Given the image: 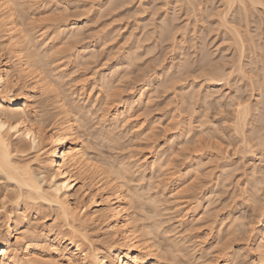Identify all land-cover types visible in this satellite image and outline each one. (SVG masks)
I'll list each match as a JSON object with an SVG mask.
<instances>
[{
	"label": "bare ground",
	"instance_id": "bare-ground-1",
	"mask_svg": "<svg viewBox=\"0 0 264 264\" xmlns=\"http://www.w3.org/2000/svg\"><path fill=\"white\" fill-rule=\"evenodd\" d=\"M39 1L42 3L41 6L43 4L45 6L47 2L49 3L51 1L52 2L54 1L53 3H55V1L56 2L61 1L62 3L70 0H39ZM36 2H34L33 0H0V33H1L0 47L1 50L6 49L10 53V54L8 53L9 56L10 55L13 56L14 59L13 63L8 62L9 58L11 59V56L8 59L6 58L0 59V178L6 180V183H4L3 185L5 191L0 190V212L1 210L4 211V212L2 211L4 214L0 213V215L1 214L2 216L4 215L3 218L0 220V264H161L162 262L160 263L158 261L160 260L159 259L160 257L157 254L158 250L156 248L157 246H155L156 244L154 243L155 242L154 237L156 238V234L158 233L159 226L161 227L162 224V223L160 224L159 222H161L162 220L157 219V220H152L149 223L145 222L144 220L145 218L143 215V204L145 203L144 202L145 199H143V197L146 192L145 190H147L146 188H148L151 191V188L153 186H154L152 188L153 190L155 189V187L159 186L158 183L160 181L158 183L156 182L158 185L157 184L156 186L152 185L153 181L155 184V180H153L154 178H152L153 176L159 175V172L162 176L164 174H165L164 176H167L172 169L171 166H175L174 165L175 160H173V158L171 157V153L173 152L172 149L174 148L172 149L169 148L170 149L169 151H167L168 149L167 148L166 151H164L163 148L162 149L160 148V144L165 139L160 138L162 139V141L158 139L165 133L167 134V131L170 130L169 128L172 129L174 127V126L171 127L170 126L171 123L168 122V120L171 121V118L174 117L173 116L174 114H172L173 117L170 116V118L167 119L166 122L167 124L163 126L160 131L156 130L155 128H158V126L156 127V122L157 120L159 122V119L162 117L161 115H158L156 113V112H160L158 110L159 109L158 107L160 106L159 102L161 101H159L158 103L156 102L157 104H153V102L155 101V99L157 100V96L160 98V95H158V93L162 94L163 92V94H165L164 91H168L167 90L168 87H173L177 85V87H175V89L178 91L177 98L179 97L181 99L180 101H185L184 106L187 105L185 108L188 107L189 110L188 109H184V110L190 111L188 113L190 114L192 110L194 111V107H196L194 106V103H196L195 102L196 99L197 100L204 99V103L206 101L208 102L209 100H205V99H209V98L211 99L214 95L215 96L218 95L217 93L220 90L222 91L221 88L224 87L228 90L223 95H221L220 99L223 96L225 100V102L222 101L223 105H227L228 107L231 108L232 116L230 119H228L227 117L226 119L221 118V120H223L224 122L232 121L231 125L230 123H228L231 126V129L229 125L227 126H229L228 128L230 131L232 130L234 132L233 133L231 131V133L235 135L236 134L239 135L238 138L237 135L236 136L233 135L234 137L228 136L230 141L231 140L237 141L238 145L241 142L242 145L241 144L240 145L243 147V149H247L245 150L246 153L247 151H251L249 150V148L252 146L249 145H250V140H252V138H257L258 144L263 145L264 144V130H263L264 103H262L263 101L259 102L258 100H261V98L259 99L258 97L257 99L255 94L252 95V92L255 90L256 86H254L255 88L253 87V90L251 89L253 86L252 85L253 81L256 82L255 80L257 79L255 80L248 79V81L250 80L249 82L252 83V84L247 83V86L251 87L249 90L251 91L250 95L253 96L250 97L251 100H249L248 97H247L248 99L245 97L241 98L240 96L241 88L239 89L240 86L239 87L236 86L235 90H232L234 88L231 87V81L234 79L233 77L234 74L235 75L239 74L240 76L245 77L246 73L248 72V71L245 72V68H244L245 65L243 63V61H245L244 59L245 53L249 52V50L246 49V46L249 44L246 43L247 45H245V42L250 39L252 40V38L249 37L246 38L243 36L241 22L244 21L245 23H247L246 18H247L249 5L254 6L255 4L257 5L260 4L264 7V2L262 0H224L223 2L224 7L222 8V10H220V12L218 11L217 14L214 15L216 16L214 22H217L219 26L216 27L217 32H221L220 34L222 35L220 36L226 34L225 39L227 38L231 40V46L229 47L227 46V48L230 47L232 48L233 52H231V54L232 53L237 54V55L235 54L237 57L234 59L235 62L232 59H231L232 61L229 60L232 64L228 63L230 64L227 65L228 67H226L228 69L223 67V65L226 64L225 62L224 64L221 63V65L223 64L222 67L216 65L218 67L215 66L213 68V65L210 66V64L213 63H210L209 58H207L208 56L207 55L206 57L204 56L205 55L203 53L204 42H202V38L204 36L203 35H202L203 37L201 35H200L201 37L198 36L200 39L197 37V35H199L198 33H201L202 31L197 33L196 30L197 25H195L199 23L198 15L201 13L197 14L198 13L197 11L200 10L199 8L197 9V11L196 8H193L197 12L194 14L195 24H192V26L191 24H184V23L183 24L186 26L189 25L191 26L190 28L193 33L192 36L193 44L190 43L191 45L189 44L190 46L188 45L187 46L189 47V49L192 48L191 50L193 54L192 55L190 54L189 56L190 57L195 56V59L198 61L196 65L195 62L197 61H194V59H190V57L188 58L189 51L187 50L189 49L187 46H186L187 50L185 49L186 51H184L185 53L182 52V49L180 50L177 49V48H181V45L185 48L184 43L187 39L185 38L186 33L184 34V31L186 30L187 32V27L184 26V28H186L184 29L182 27L183 25L181 24L182 26L178 25L180 27L179 29L177 24L174 23L176 22V20H171L172 23L167 21L169 24L171 23L170 24L171 26L163 25L162 28L165 30L167 29L166 31L168 33L163 29L162 31H164L170 37L171 51L173 52L175 49H176L175 51L177 50L181 51V52L177 51L178 53L174 51L175 56L180 58L174 59L172 57L170 58V61L164 64L163 61L165 60L163 59L165 58L163 56L159 58L158 57L159 54L156 55L154 54L152 56V60L153 58L155 59V61L153 60L154 63L152 60H151L152 63L151 62L149 64L148 62L146 63L147 61V60L145 61L146 58L144 59L145 62L141 61L143 56L146 55V53L150 54L153 51L155 45L152 44L153 45L152 46L147 44L148 46H145L146 42L145 43L143 42L146 41L145 38L146 37L148 38V35L149 36L152 35L153 37V35L157 34L155 36L156 37L158 36V32L157 33L153 32L155 34L152 33V30L154 29L153 31H155V28L153 29L150 28V30L152 29L150 32L149 31L146 32L145 30L146 28H144L145 30L144 34L146 33L144 36L145 38L142 37L143 35L141 36L142 33L140 32H139L140 33L139 36L137 34L134 35L135 38L131 37L133 36L132 35L133 33L130 36L132 39H134V44H136L137 47H140V49L139 48L137 49V47L132 42V44L135 46L134 47L135 49L133 50L136 53L134 51H132L133 53L128 52V54L129 53L130 54L126 55L123 58L121 57L115 58L114 56L113 57L115 59L114 63H111L110 62L111 60L108 57V59L110 60L109 61L110 64L108 61H107L108 64H105L106 58L104 57L105 61H102L103 63H100L101 59L100 60L98 59L99 61L98 63L96 62L97 63L96 65L94 63V59L96 61L97 58L93 57L94 54H92L93 56L91 55L92 58L90 57V59L93 60L92 63L90 62L91 60L89 58L87 59L88 61L90 60L89 64H94L97 66V68L100 65V68H98L99 70L96 72L97 77L92 78L93 86L97 87L95 92L96 93L95 97L97 99L95 97L94 99L98 100L99 103L94 100V102L90 103V105L88 106L85 105L83 106L80 105L79 103L77 104L76 102L73 101L74 96L72 97L73 99H71L70 97L71 99L70 100L68 97L67 100L66 99L67 96L65 95H68V93H66L65 90H63L65 92V94H63L64 96L58 97V95L57 96L52 95L53 97H56L55 98L56 100L55 102H53L54 106L52 105L54 108L50 106L51 109L52 110L55 109V111L50 110L51 112L48 111V109L50 108L48 106H47L48 109H42L41 106L40 108L38 105L39 102L37 103L38 99L36 100V98L37 96H44L49 94V91L53 92L54 86H52L53 87L52 88L51 84L52 83L55 84V82L57 83V81L59 82V80H62L64 76L68 75V72L64 71L65 65L67 63L65 61L66 60L65 58L66 57L68 58V56L72 55L70 53L72 49L74 48L77 49L78 46L83 47V45H80L79 39L81 37L82 38L85 37L84 39H86V36L84 35L86 34L87 31H85L86 29L85 30L82 29L85 21L82 24L83 22L82 19L80 20L79 18H77V16L72 17V14L67 13L66 12L67 10L65 9H68L67 8L68 6L66 5V3H63L64 5L61 7L62 11L64 10L61 16L62 20H60L59 26L56 25L58 26V30L56 31L57 34H55L58 40H56L55 35L54 38L51 35L50 36L48 35V31L50 30L48 27H51L49 25L51 22H53L54 17L48 18V16L45 15L44 18L43 17L44 15L41 17L39 13L38 16L39 15L40 16L37 17V19L34 18L35 21L33 20V16H31V13L29 11H31L30 9L33 5L37 4ZM39 8L40 7H38L37 9ZM61 8H59L58 11L59 10L61 11ZM41 9L39 10L41 11ZM233 10L235 11L233 12ZM42 12L43 10L41 11V14ZM202 12L204 13V11ZM58 17L59 14L56 18ZM211 17L212 16H210L209 18L210 20ZM50 18L53 19L51 22H49L51 20ZM70 18H73L72 21L70 20ZM31 19L34 21V23L33 21H31ZM40 19L41 21L42 20L45 21L47 19V21L45 22L47 23L49 22V24L47 23L45 24L44 22L43 25L42 24L39 25L41 23ZM165 19L167 18L165 17ZM189 21H191L190 18ZM36 22H38L39 24H36ZM55 22H53L54 23L53 25L51 23V25L53 26V30L56 24ZM167 22L165 24H168ZM28 25H34V27L39 25L40 27L41 26L43 27H41V29L38 27L39 31L38 30L37 31L39 33H37L36 29L33 30L37 33L36 35L32 31L33 29L32 26L28 27ZM139 25L140 24H138V26L135 27L140 28ZM25 26L27 27L25 28ZM144 26L145 25L141 27ZM149 26L151 25L148 24V27ZM148 27L147 29L149 30ZM46 28L49 30L47 31ZM157 28H160V26ZM182 28L184 31H182ZM220 28H222L221 31H219ZM135 29L133 32L136 31ZM142 30L143 29H141V31ZM180 30L182 32H180ZM177 32L181 33V34L179 33L181 37L178 38L177 37L178 35L176 36ZM104 35H106V33ZM136 35L138 36L137 38ZM163 35L164 34H162V36ZM139 37H142V42H143L142 46H145L143 47L144 50L143 48H141L142 47L141 44H139L141 41ZM161 37H159V39ZM84 39H82L83 42ZM153 39L154 37L152 38V40ZM103 42L105 41L103 40ZM147 43H149V41H147ZM228 43L230 42L227 41L226 45ZM86 44H88V42ZM86 44L84 42L85 46ZM173 45L175 48H172ZM90 49L92 48H89L88 51ZM136 50H139L140 52H137ZM201 51L203 53L202 55L199 53ZM84 52L88 53L86 52V50L83 52L81 50L80 51L77 50L76 55H80L82 57ZM181 54H183L184 56L183 55L181 56ZM196 54H200V56H204L205 58L204 57L200 58V56L198 55L199 59H197ZM76 55L74 54L72 56H76ZM137 58L141 60L139 61ZM149 59H151V56L149 57ZM204 59L206 60V62L207 61L208 62L206 63ZM137 60L139 61V63L137 62ZM159 60L164 65L161 64ZM248 60L250 63V59ZM192 61H194V63ZM52 64H55L56 67H52ZM246 64H248V62ZM177 65L178 67H176ZM208 66L210 67L208 68ZM172 68L173 70H171ZM205 68L209 69L208 72L205 71ZM93 70H97V69L95 68ZM169 70H171L170 73ZM197 70H199L200 72L199 77L198 75L194 76L196 75L194 73L195 71L197 73ZM56 71L57 73H55ZM167 72L169 74H167ZM257 74L260 73L257 72ZM201 75H204L205 79L202 78L204 81L198 84V86L196 87L193 80L196 77L201 78ZM83 76H85V74ZM154 79L156 80L155 84L153 83ZM259 80L257 82L258 85H259ZM257 83L254 84L257 85ZM58 84L59 83L55 85ZM261 84L263 83H260V86ZM162 85L166 87V90L163 91L161 90L162 92H160L159 89L160 86ZM202 86L204 89L203 91L201 90ZM81 89L82 88L80 87L79 89L80 92ZM91 91H92V87H91ZM262 93H260L261 96L263 95ZM88 95L90 96V94ZM40 99L39 101H41ZM220 99L217 100L221 101L222 99L221 100ZM148 102H152L150 103L152 106H149ZM261 103L263 104V106ZM43 105H45V103ZM91 105H94V107ZM190 107H193V109L190 110ZM160 110L162 111V108H160ZM193 111L191 116L194 115L195 113V111L194 113ZM96 112H99V115H97L98 113ZM94 113H96L98 117ZM89 114L91 115L93 114L92 119L93 116H96L97 117L96 119L98 121L97 123L101 124V125L99 124L100 125L98 126L99 129H96L97 130L96 132L99 135H101L103 139H106L108 141L106 142L109 143L110 145L116 146L121 150L124 149L125 155L120 152L119 155L121 158H127V161L125 160L124 162L118 163L117 162L118 157H116L117 163L114 162L115 163L114 164L113 162L105 161V163L102 165L101 160L97 158V155H95L92 151H90L91 150L90 148H92V146L90 147L89 145L88 147L84 144V141L79 136L78 130L84 125H89L87 124L88 122L86 123V120L87 119L89 120V116H91ZM147 115L153 116L152 118L148 116L147 118L148 123L145 121V117ZM134 116H137L136 118H138L136 121L135 120L133 121L135 124L132 123L131 121L132 120L131 117L135 119ZM255 118L257 119V122ZM130 122L132 123V125L129 124ZM203 122L201 121L199 128L203 126ZM224 122L222 124H224ZM206 124H207V118H206ZM172 125L174 124L172 123ZM90 126L89 128H87L88 132ZM210 126L211 124L205 126L204 128L202 127L203 129L201 130H204L205 132L208 131V133L211 132L213 135L212 137H214L212 138L214 139V143L215 142L218 143L220 141V138L227 136L223 134L224 136L221 135L220 137L218 134L219 133L218 130H216L217 128L212 129L213 127L210 128ZM94 128L91 129L94 130ZM120 128H122L123 130L127 129V131L126 130L123 131ZM187 128H185V126L176 125V127H174L173 129V132L170 134V137L175 140L179 139L178 143L181 149L180 150L181 155L184 158L182 163H186L185 165H187V169H189L192 172L194 170L195 172V169L198 168L201 169L200 170L201 172L203 169L202 166L205 164L204 159H202L203 157L201 158V154L204 153L203 151L204 147L207 146L208 143L205 146L202 145L203 147L202 149L201 147L202 143L200 140L201 139L204 140L206 138L205 135L208 133H205L204 135L205 138L204 137L201 138L200 137L201 135H199L197 131L193 133L191 137H188L187 134H189L192 131V129L189 128L190 129L189 131ZM226 128L227 127H225V129ZM228 128L226 130H228ZM223 129L224 128H222V130ZM225 129L223 131H225ZM114 130L116 131L118 130V131L114 132ZM215 130L218 133L215 132ZM250 135L252 137L251 139L249 138ZM207 137L210 138L211 135ZM206 139H207L206 142H209L208 138ZM203 140L202 142H204L205 144L206 142L205 140L204 141ZM154 145L155 147L154 149H152ZM210 146H212L211 143ZM213 146L211 148H213ZM241 146L239 149L237 148L238 151L235 150V152L237 151L244 153V150H242ZM144 147L149 149L147 151H144L142 149ZM207 147L209 149V146ZM200 148L202 149V151ZM27 151H33L34 156L32 159H34V164L30 163V159L28 160L27 157H24V154H26ZM263 152L264 151L262 150L260 151V153ZM221 153L223 155V152ZM214 156H209L208 158L210 161H212L211 165L217 167L218 165L216 164L218 163L219 157H214ZM25 158H27V160ZM187 158L189 159V161ZM221 163L220 166H222L226 171L224 172L220 170L221 171L220 177H222V179L219 181L226 184L227 177L229 178V174L230 175L233 174V172L232 174L230 173V171H232L231 170L232 164L228 160L227 162H223L222 164ZM255 165L256 163H254V166L251 168L252 169L251 172H249L252 176L251 179L252 183L247 184V187L245 189V195L242 197V205L244 203L248 204L251 202L252 211H254L253 216L256 217L257 220H250L245 224L241 220H239L240 218H238L237 215H235L234 217L231 216L232 219L228 221L230 223L227 222L228 225L226 226V228H224L225 232L223 231L224 229L222 230V232H224V235L220 234L218 238L216 236L217 241L216 238H213L212 242L209 243L210 246L208 245L207 247V249L210 247L215 248L214 257L211 259L213 264H237L235 262L237 256L234 255L237 253L243 255L241 252L242 248L240 246H237V248L234 247V242L239 237V235L242 236L243 240L244 238L245 240H249L250 239L249 235H251V239L254 242L252 243L255 244L253 246V249L252 247H250L252 249L251 251L254 254H252L251 260L248 262V264H264V191L261 190V187L257 186L258 191L256 192H258V194H255L254 191H253L254 193H252V191L250 192V187L252 186L256 187L258 183L264 182L261 180L264 179L263 178L264 174L260 175V171L262 170L259 167L256 168ZM214 166L213 169H215ZM203 167H205V165ZM178 172L180 173V171ZM262 173L264 172L262 171ZM207 174L208 172L204 175ZM200 175L198 176L199 179L202 177V175L201 176ZM209 175L211 176V174ZM159 176L157 178L160 179ZM205 177H202V179ZM166 178L164 177V179ZM148 179L150 181L153 180L152 183ZM164 179L162 182H165ZM168 179H166V182ZM197 180L198 179H196V181L195 179L192 180L191 185L194 184L193 181L196 182L194 185L185 186V188L187 187L188 188L186 190V195H184V197L181 196L179 197L180 199L179 198L177 199L175 197V199L178 201L172 199L173 201H175L173 202V207L175 204V207H177L176 210L178 211L179 214H181V217H178L179 220H181L180 222H182V220L183 222H185L184 219L186 217L185 218L182 217L189 213V212L187 213V211L189 210L186 207V205H188V201L191 200L194 202V200H197V199H193L194 196L201 197L200 195H198L197 192L199 191L201 192L199 188L201 189V187H203V185L201 186L203 182L202 180L201 181L200 180L197 181ZM197 182L199 184H197ZM210 182H212V178L210 179ZM196 184L200 185L201 187L196 189L195 187H198ZM8 188L10 190L12 188V191L8 192L9 190ZM175 189H177L176 186ZM156 190H158V187ZM173 190L174 187L171 188V192ZM181 190H183V192L185 191V189L182 188ZM195 190L198 191L195 192ZM183 192L182 191L180 192L181 195ZM196 193L197 195H195ZM171 194L170 195L173 198H174V194L176 196L178 194L179 196V192L177 193V191L176 193L173 192ZM192 195L194 196L192 197ZM157 196L158 195H156V197ZM188 196L189 197L191 196L192 198L187 201V199H189ZM207 196H209V194ZM156 197L153 198L155 199ZM153 198H151L152 199L151 201H148L150 203L148 202L147 203L152 206L151 208H153L154 213L159 214V212L161 211L160 209L161 203L159 201H155L158 197L155 200H153ZM158 200L161 199L158 198ZM10 202L12 205H8V203L10 204ZM196 203H201V200L198 199V202L196 201ZM210 204L211 203H209V206ZM208 207L207 209L206 208L205 209L209 210ZM192 209L194 214L192 213L191 217L196 220L195 218L196 212L194 211V208ZM219 212L218 211H216L215 213L212 212L213 215L211 213L209 214V216L210 215L214 216L215 214L217 215L216 216L217 218L219 216ZM191 217H189L190 222L191 220H193ZM223 218L224 217L221 218V221L223 220ZM213 221L214 220H212V222ZM215 221L218 222L217 219H215ZM220 222L218 223L220 224ZM214 223L215 222H213L212 225H214ZM253 224L255 225L253 226ZM40 226L41 227L43 226L44 228H41ZM220 229L218 230L220 231ZM219 231L218 234L220 233ZM208 233L205 232L204 234L206 235ZM246 233H250V234L247 235ZM243 236L245 237L243 238ZM172 238L170 239L167 238L169 241L170 240L172 241L170 242L171 245L169 244L171 246L170 248H172L173 245L175 246V248L172 249L176 250L175 252H177L178 250L182 251L184 245L178 242L176 240L177 238L174 239L175 241L172 240ZM213 243L215 244L212 245ZM169 245L167 244L166 246ZM233 247L235 248V250L231 251ZM246 250L244 251L246 252ZM251 251L249 249V252ZM202 253L203 252H201L200 255H202ZM230 253H231V257H230ZM232 253L235 254L232 255ZM238 257L240 256L238 255ZM165 263L167 264V262Z\"/></svg>",
	"mask_w": 264,
	"mask_h": 264
},
{
	"label": "rangeland",
	"instance_id": "rangeland-1",
	"mask_svg": "<svg viewBox=\"0 0 264 264\" xmlns=\"http://www.w3.org/2000/svg\"><path fill=\"white\" fill-rule=\"evenodd\" d=\"M33 1L36 2L37 0H33ZM262 1L264 2V0H262ZM53 2L52 1L49 2V3L47 2L45 4V6H44V4L41 6L42 3L38 0L36 2L37 4L36 5H33L34 7L32 6L31 9H30L31 11H29L31 13V16H33V20H34V18L37 19V17H39L40 15H41V17L44 15L43 16L44 18H45V15H47L48 18L49 17H51V18L54 17L53 18L54 20L55 19L56 20L58 19L57 21L55 20L56 21L55 22L53 19L50 18L51 20L49 22H51L53 20V22L56 23L55 26L56 25L59 26V22H60V20H62L61 16H62V14L64 12V10L62 11V8L61 7L64 5L63 3H66V5L68 6L67 7L68 9H65V10H67L66 12L72 14V17H76L77 16V18H79L80 20L82 19V21H83L82 24L85 21V23H84L85 25L83 24V27L84 28L82 26L81 27H82L83 30L86 29L85 31H87L86 32L87 35L86 34L84 35V36H86V39H84L85 37L84 38L81 37L79 39L80 45H83L84 48L82 46H78V48H80V49H78V48L75 49L74 48V49H72V51L70 49V51H71L70 53L72 55H74V54L76 55V51L77 50L78 51L81 50L82 52L86 50V52H88V53H85L84 52L82 57L80 55H76V56L70 55V56H68V58L67 57L65 58L66 60L64 59L67 62L66 65H65L64 71H67L68 72V75L64 76V78H62V80H59V82L57 81V83H59L58 85H55V84H57L56 82H55V84L54 83L51 84V87L54 86V88L52 87L53 90H54V91L52 90L53 92L49 91V94H47V95L37 96V98H36V100L38 99L37 103L39 102L38 105H39V107L41 106L42 109H48V107H50V106L52 108H54L53 107L54 106L53 102H55V100H56L55 98L56 97H53V96H57L58 95V97L59 96L61 97V96H64L63 94H65V92L68 93V95H65V96H67L66 99L68 100V97H69V99H70V97H71V99L74 98L73 101L76 102L77 104L79 103L80 105L88 106V105H90V103L94 102V100H95L94 97L96 96V93L95 92H96V88L97 87L96 86H93V83H92L93 82V79L92 78L93 77H97V73L96 72L99 70L98 68H100V65H99L98 68L96 66L97 63H98V61L101 59L100 60V63H103L102 61H105V58H106V62L107 61L109 62L111 60L110 62L111 63H114L115 62V59L113 58L114 56H115V58L116 57L117 58L118 57L123 58L126 55H129L130 54V53L128 54V52L133 53L132 51H134L133 49H135L134 47L136 46V44H134V39H132L131 37L135 38L134 35L137 34L139 36L140 33H142L141 36L143 35L142 37H144L145 34H146V33L144 34L145 30H146V32L147 31L150 32L153 28H155V31H153L154 30L153 29L152 30V33L153 32H156V33L158 32V36L159 37H161L162 34H164V35L161 37L162 39L161 38L159 39L158 36L157 37L155 36L157 34L153 33V34H155V35H153V37H154V39H155L156 42L154 41V39L152 40V38H153L152 35H150L151 38H150L149 35H148V38L147 37L146 38L144 37L145 40H146V41H143L144 43L146 42L145 43V46H148L147 44H149V45L155 44L154 45L155 50L153 48V51L151 52L153 54L146 53V55L144 54L145 56H143V58L141 56L142 60L137 58L139 61L140 60L141 61H144V59L146 58L145 59V61L147 60L146 63L147 62H148V64L150 62L152 63L153 60L155 61L154 58L152 60V56L154 54L155 55L156 54H159V56H158L159 58L161 56H163L165 59H163V57H162V59L165 60V61H163V60H161V61H163L164 64L166 62L170 61V58H172V57L174 59H177L178 57H176L175 56V53H174V51L176 49L173 52L171 51V46H170L171 45V41H170V37L164 31H162V29H163L162 27H163V25H165V26L168 25L169 26L172 23L171 20H176V22H174V23H176L177 26L178 25L179 26H182L183 25L182 26L183 28H184V26L187 27V32H186V30L184 31L183 28H182V31H184V34L186 33L185 34L186 35L185 38L188 40V42L186 40L185 43H184L185 48L182 45H181V48H177L176 47L179 50L182 49V52H184V51L187 50V47L188 46H190L191 44H193L192 43L193 33H192V30H191L190 27L192 26V24H195L194 23V14L197 13V12H198L197 14L201 13L199 15L202 17V19H201V17L198 15L199 23L198 24H195V25H197L196 26L197 33L202 31L201 33H198L199 35H197V37L198 36L201 37L202 35L204 36V37L202 36L203 37L202 38V42H204V45H203L204 46L203 47V53L205 54L204 55L205 57H206V55L208 56L207 58H209L210 63H213V64H210V66L213 65V68L216 65L222 67V65L225 62L226 64H224V65H226V66L223 65V67L226 68V67H228L227 65L232 64L230 61L233 60L235 62L234 59L237 58L236 57V55H237L236 53H235L236 55L234 53L231 54V52H233L232 51V48L231 47L230 48H227V46L228 47L231 46V40H229L227 38L225 39L226 34H224V33H223L224 34L223 36H220V35H222V34H220L221 32H217V30H216L217 29L216 27H219V26H218L217 22H214V20L216 18V16H214V15H216L218 11L220 12V10H222V8L224 7V4H223L224 0H188V1L187 0H70V1H65V2H62V3H61V1L60 2H56L55 1L56 4L53 3ZM37 6L40 7L39 9L42 8L41 11L43 10V12H45L47 10L48 12L46 11L45 12L46 14L42 12V14H41V11L39 9H37L38 8ZM58 6H59V8H61V11L60 10L58 11V9H59ZM193 8H196V11H197L198 8L200 10H198L196 12ZM192 9H193V11H192ZM32 11H33V13L35 11L36 12L33 14ZM202 11H204V13ZM234 11L235 10H233V12ZM39 13H40V15L38 16ZM58 14H59V17L56 18L58 16ZM210 16H212L214 18L211 17V20H210L209 19ZM165 17L167 19H169V20L165 19ZM189 18H190L191 21H189ZM204 18L206 19V22H205V19ZM72 19L73 18H70L71 21H72ZM246 19H247V23H245L244 21L241 22L242 23V27H241L242 28V33H243V36L244 37H246V38L247 37L252 38V40L250 39V40H248V41L245 42V45H247L246 43H248L250 45V46L249 45L246 46V49H248L249 52H247V50H246L247 53H245V55H244L245 61H243L244 65H245V67H244L245 68V72L248 71L246 73V76H247V74H248V76L247 77L246 76L244 77V76H240L237 73H236L237 75L234 74L235 75V76L233 75L234 79L231 81V87L234 88V89H232V88L231 89L232 90H235V87L236 86L237 87L240 86L239 89L241 88V92H240L241 93V95H240L241 98H244V97L247 98L248 97L249 100H251L250 97H253V96L250 95L251 91H249L251 87L250 86H247V83L249 84L250 83L249 82L250 80L257 79V80H255L256 82L253 81V84L250 83V84L253 85L252 88H251L252 90H253V87L256 86V88L254 87L255 90L252 92V95L255 94V96L257 97V99H258V97H259V99L261 98V100H258V101L259 102H262L263 101L262 103H264V69H262V68H264V66H263V64H264V7L262 5H260V4H258V5L255 4L254 6H250L249 5L248 6V13H247V18ZM33 20L31 19V21H33ZM34 21H33V23H34ZM36 21H39V20H36ZM40 21H41V19H40ZM42 21H41L40 24L38 22H36V24H39V25L42 24L43 25V23L45 21H47V19L45 21H43V22ZM137 21H138V23H137ZM164 21H166V22L168 21V22H171V23L169 24L167 22L168 24H165L166 22H164ZM49 22L48 23L45 22V24L46 23L49 24ZM53 22H51L52 25L54 24ZM188 22H190V23H188ZM51 23L49 25L51 27H48L50 30L47 29V28H46V30L47 31L49 30L48 31V35L49 36L51 35L54 38V35L57 34L56 31L58 30V26H56V29H55V26H54V30H53V26L51 25ZM183 23L184 24H191V26L190 25L189 26H186ZM138 24H140L139 25L140 28H136L138 26ZM148 24H150L152 27L151 26L148 27ZM215 24H217V25H215ZM39 25H37L36 27H34V25H28V27L29 26L30 27L32 26V28H33L32 31L35 30V29H36V31L37 30L39 31V28L41 29V27H43V26L40 27ZM143 25H145V26L144 27H141ZM173 25H172V27H173ZM159 26H160V28H157ZM26 27L27 26H25V28ZM147 27L149 28V30L147 29ZM144 28H146V29L144 30ZM150 28H152V29L150 30ZM111 29H112V31H111ZM134 29L136 30L135 32H133ZM141 29H143V30L141 31ZM158 29H160L161 31L158 30ZM179 29H180V27H179ZM184 29H186V28H184ZM163 30H165V29H163ZM221 30H222V28H220L219 31H221ZM38 31H37V33H39ZM182 31L180 30V32H182ZM33 32L37 35V33L35 31H33ZM162 32H164V33H162ZM169 32H171V31H169ZM105 33H106V35H104ZM179 33L178 32L176 33V36L178 35L177 36L178 38L181 37V35H180L181 33L180 34ZM131 34L133 36H131ZM159 34H161V35H159ZM137 35H136V38L138 37ZM102 36H104V37H102ZM142 37H139L141 39V41H140V43L138 42L139 44H141V46H142V43H143L142 42ZM222 37H223V39H222ZM55 38H56V35H55ZM156 38H158V39H156ZM82 39H84L85 44L88 42V44H86V46L84 45V42H83ZM88 39H89V41H88ZM147 39H149V40H147ZM56 40H58V38H56ZM103 40L105 42H103ZM147 41H149V43H147ZM227 41L230 42V43H228L229 45L228 44L226 45ZM132 42H133V44L135 46L132 44ZM225 45H226V47H225ZM145 46H142L141 48H143ZM89 48H92L90 50L93 51V52H91L90 50L88 51ZM128 48H129L130 51L128 50ZM138 48L140 49V47H137V49ZM172 48H175L174 45H173ZM249 48H251V49H249ZM188 49H189V47H188ZM191 49H189L187 51L190 52ZM143 50H144V48H143ZM136 51L137 52H140L139 50H136ZM177 51H175V52H177ZM204 51H206V52H204ZM178 52H181V51H178ZM189 52H188V58L190 57L189 56L190 54L191 55L193 54L192 53V50H191L190 53ZM8 53L9 52L6 49H2L1 50V47H0V59H2V58L3 59L4 58L8 59L11 56V55L9 56L10 53L9 54ZM89 53H91V54H89ZM199 53L201 55L203 54L202 51L199 52ZM92 54H94V56ZM95 54H97V55H95ZM123 54H124V56H123ZM200 54H196V56H197L196 58L197 59H199L198 55L200 56ZM91 55L93 57H96L97 58L96 61L94 59V63L96 65L89 64V61L91 60L90 57L92 58ZM182 55L183 54H181V56ZM150 56H151V59H149ZM204 56H200V58L201 57H204ZM233 56H234V58H233ZM108 57L110 58V60L108 59ZM88 58L90 59L89 61L87 60ZM103 58H104V60H103ZM207 58H206V60H207ZM190 59H194V61H197L195 59V56L194 57L193 56L190 57ZM248 59H250V63H249V60ZM138 60H137V62L139 63ZM206 60H205V62H206ZM13 61H14L13 56H11V59L9 58L8 62L13 63ZM92 61L93 60H91L90 62L92 63ZM154 61H153V63H154ZM194 61H192V62L194 63ZM226 61H228V62H226ZM106 62H105V64H108V62L107 63ZM110 62H109V64H110ZM159 62H160V60H159ZM247 62H248V64H246ZM84 63H87V64H84ZM196 63H198V61L195 62V65H196ZM215 63H218V64H215ZM221 63H223V64L221 65ZM228 63H230V64H228ZM161 64H163V63H161ZM210 66H208V68ZM218 66H216V67H218ZM52 67H56L55 64H52ZM134 67H135V65H134ZM176 67H178V65ZM95 68L97 70H93ZM208 68H205V71L206 72H208V70H209ZM226 69H228V68H226ZM258 69H259V71H258ZM55 70H56V68H55ZM171 70H173V68ZM171 70H169V73L171 72ZM57 71L55 73H57ZM198 72H199V70H197V73L195 71L194 74H196V75H194V74L193 75L194 76H197L198 75V77H199L200 72H199V74H198ZM257 72H259L260 74H257ZM169 73L167 72V74H169ZM82 74L83 75L85 74V76H83ZM237 76H238V78H237ZM198 77L194 78V80H193L196 87L198 86V84H200L201 82L204 81L203 79H205L204 78V75H201V78H198ZM248 79H250V80L248 81ZM258 80H259V85L257 83ZM260 81H263V82H260ZM119 82H121V81H119ZM155 82H156V80L154 79L153 80V83L155 84ZM254 83H257V85L254 84ZM260 83H263V84H261V86H260ZM162 86H160V89H159L160 92H162L163 90H166V87L165 86L162 87ZM80 87L82 88L81 89V92L79 90ZM91 87H92V91H91ZM175 87H177V85L176 86H173V87H168L169 88V89L167 88L168 91H164L165 94H163V92H162L163 95L160 94V93H158V95H160V98L157 96V100L155 99V101L153 102V104H157L159 101H161V102H159V104H160L161 107L158 105L159 106L158 107L159 108L158 110L160 112H156V113L158 115H161L163 117V118L161 117L162 119L161 118L160 119L157 118V119H159V122L157 120L156 127L158 126V128H155L156 130H159L160 131L161 128L167 124L166 123L167 122V119H169L170 116H172V114H174L173 115L174 117L172 116L173 118H171V121L168 120V122L171 123L170 126L171 127H173V126L176 127V125H178V126H185V128L188 127L187 129L189 131H190V129H192V131H191L192 133L190 132L191 134L188 131V133H189V134H187L188 137H191L193 135V133H195L197 131L199 133V135H201L200 137L203 138L204 135H205V133H208V131L205 132L204 130H201V129H203L205 126H208L210 124H211L210 128H212V127H213L212 129L217 128L216 130H218L219 133L216 130H215V132H217L220 137H221V135L222 136L227 135V136H224V137L220 138V141H222V142L219 141L218 143L217 142L214 143V139H212L214 137H212L213 136L212 133L209 132L206 135L207 136H210L211 135L210 138L205 135V137L208 138L209 142H206L207 139L205 137H204L205 138L204 140L206 142L205 144H204V142H202L203 139L200 140L201 143H202L201 144V147H202V145L205 146L207 143H208L207 146H209V149H208L207 146H205L206 148L204 147V150H203L204 153L201 154V158L203 157L202 159H204V162H205V164H204L205 167H203L204 165L202 166V168L203 169L205 168V169L204 170L202 169L201 172H200L201 169H198V168L195 169L196 167L194 168L195 169V172H194L193 169H192L193 170V172H192L189 169H187V165H185L186 163H182V161L184 160V158L181 155V151H180L181 149H180L179 143H178V140L179 139L175 140V139H172L170 137V134L173 132L174 127L172 129L169 128L170 130L167 131V134L165 133L164 135H162L161 137L158 138V139H160V138L165 139L164 141H162V139H160V141H162V143L160 144V148L161 149L163 148L164 151H166L167 148H168L167 151H169L170 149L174 148V149H172L173 152L171 153V157L173 158V160H175V163H174L175 166H171L172 169L168 173L169 176L167 174H166L167 176H164L165 174L162 176L160 174V172H159V175L160 176L159 175L153 176L152 178H154L153 180H155V184H154V181L153 180L150 181L149 180L150 178L148 179L151 183L153 181V184L152 185H155V186H156V184L159 181L160 182L158 183L159 186H157L158 187V190H156L157 187H155V189H154L155 191H154L152 189L154 186L151 188V191L148 188H146L147 190H145L146 192H145L144 197H143V199L146 200V201L144 200V202L146 204L145 203L143 204V215H144V218H145L144 220H145L146 223H149L150 221L157 220V219L158 220H160V219L162 220L161 222H159L160 224L161 223L162 224H161V227L159 226V230H158V233L156 234V238L154 237V241H155L154 243L156 244L155 246H157L156 248L158 250L157 254L160 257V258L158 257L160 259L158 261L160 263L162 262L161 264H166L165 262H167V264H213V262H212L211 259L214 257L215 248L214 247H210V248L207 249V247H208L209 243L212 242L213 238H216V236L218 238V236H220V234L221 235H224V232H225V229L224 228H226V226L228 225L227 222L229 220H231L232 217H234L235 215H237L238 218H240L239 220H241L245 224L248 221H250V220H257V218L253 216L254 211H252V206H251L252 204H251V202L248 201L250 203H248V204L244 203L242 205V197L245 195V189L247 187V184L248 183H252V181H251L252 176H251V174L249 172H251V170H252L251 168L254 166V163H256V165H255L256 168L259 167L264 172V170H263L264 169V152L263 153H260L261 150L264 151V144L263 145L258 144L257 138H252L251 135H250L249 138L250 139L252 138V140H250V145L249 146H252V147H250L249 150H251V151H247V153H246L245 150H247V149H243V147L241 146L242 144L240 142L241 145L240 144L239 145L241 146L242 150H244V153L237 152L238 149L240 148V146L237 144L238 142L237 141H234V140H231L230 141V139L228 137V136L235 135V134H233L234 132L231 130L233 132V133H231V131L228 128L232 124V121H230V122L225 121L224 122L223 120H221V118L222 119L223 118L226 119L227 117H228V119H230L231 116H232L231 108L228 107L227 105H223V102H225L223 96L221 98L222 100L220 99L221 95H223L228 89H226V88L223 87V88H221L222 91L221 90L219 91L220 93L219 92L217 93V91H218L217 90L216 93L219 95V98H218V95H216V96L214 95L213 96L214 98L212 97L211 99L210 98L209 99H205V100H209L208 102L206 101L205 103H204V99H202L203 101L201 99H198L199 101L196 99L198 102L194 99L195 102H196V103H194V106H196V107L193 106L195 113L192 110L193 113H194V115L191 116L192 111H191L190 114H188L190 111H188L189 110L188 107L185 108L187 105L184 106L185 105V101H180L181 99L179 97L177 98L178 91L175 89ZM157 88H159V87H157ZM161 88H164V89H161ZM201 88L200 89L203 91L204 90L203 89V86ZM56 89H58V90H56ZM63 90H65V92ZM261 90H262L263 93L261 92ZM89 91H90V93H89ZM248 91H249V93H248ZM70 93H72V94H70ZM256 93H259V94H256ZM260 93L263 94L262 95L263 97L261 96ZM88 94H90V96ZM242 94H243V97H242ZM215 97H216V99H215ZM39 99L41 101L42 100L43 101L41 102V101H39ZM217 99H220L221 101H219ZM162 100H163V102H162ZM95 101L99 103L98 100H95ZM44 103H45V105H43ZM150 103H152V102H148V105L149 106H152ZM46 104H49V105H46ZM261 104H260V106H261ZM94 105H95V103H94ZM94 105H91V106L94 107ZM43 106H45V107H43ZM262 106H263V104H262ZM51 107L48 109V111H50V110L51 111H53V110L55 111V109L52 110ZM193 107H190V110L193 109ZM160 108H162V111L160 110ZM174 108H175V111H174ZM184 109H188V110L186 111ZM222 112H223V114L225 116L222 114ZM96 113H98L97 115H99V112H96ZM96 113H94V114L96 115ZM204 114H205V116H204ZM89 115H91V114H89ZM92 115L89 116V120L88 119L86 120V123L88 122L87 124H89V125H84L83 127H81L83 129L79 128V130H78L79 136L84 141V144L86 146H88V147H89V145H90V147L92 146V148H90L91 149L90 151H92L95 155H97V158H99L101 160L102 165L105 163V161L113 162V163L114 162L115 163H117V162L118 163L119 162H124L125 160L127 161V158H121L120 155H119L120 153H122V154L125 155L124 149L121 150L120 148H118L116 146L110 145L109 143H107L108 141L106 139H103L101 137V135H99L96 132L97 131L96 129H99L98 126H100L101 124L100 123H97L98 121H97L96 118L98 116L97 115H96L97 117L96 116H93V119H92ZM106 115H108V114H106ZM148 116H150L151 118L153 117L152 115H147L145 117V121L146 122L148 121L147 120ZM94 117H95V119H94ZM136 117L137 116H134L135 119H133V117H131L132 120L131 119L130 120L132 121V123H134L133 122L134 120L136 121L138 119ZM138 117H140V116H138ZM190 117H191V119H190ZM205 117L207 118V124H206V118ZM200 118L201 119L203 118V119L201 120ZM183 119H185V120H183ZM188 119H190V120H188ZM255 119H254V121H255ZM201 121L202 122L205 121V122H203V126H201V128H199ZM180 122H181V124H180ZM223 122H224V124H222ZM256 122H257V119H256ZM132 123L130 122L129 124L132 125ZM172 123L174 125H172ZM182 123H185V124H182ZM204 123H205V126H204ZM228 123H230V125ZM222 125H223V127H222ZM227 125H229V126H227ZM89 126H90V129H88L89 130V132H88L87 131V128H89ZM219 127H221V128H219ZM225 127H227L228 130H226L227 128L225 129ZM91 128H94V130L91 129ZM222 128H224L225 131H223L224 129L222 130ZM120 129H122V128H120ZM230 129H231V126H230ZM125 130L127 131V129H124L123 131H125ZM198 130L201 131L202 133L199 132ZM263 130H264V128H263ZM117 131L114 130V132H117ZM91 132H92V134H91ZM221 132H222V134H221ZM238 136L239 135H237V138H238ZM221 139H223V140H221ZM89 141H91V142H89ZM92 141H93V143L94 142L95 143L93 144ZM210 141H213V142H210ZM210 143H211L212 146L214 145L213 148H211L212 146H210ZM236 146H238V147H236ZM114 147H115V149H114ZM154 147H155V145L152 147V149H154ZM214 148H216V149H214ZM142 149L144 151H147L149 148L144 147ZM202 149H203V147H202ZM202 149H201V151H202ZM210 149H212V150H210ZM178 150H179V152H178ZM206 150H208V151H206ZM235 150H237V151L235 152ZM221 152H223V155L224 156L222 155ZM177 153L178 154L180 153L179 156H178ZM33 156H34L33 151H27L26 154H24V157H27L28 160L30 159V163L31 164H34V159H32ZM209 156L219 157L220 160L218 159V163L216 164V165H218L217 167L214 166V165H211L212 161L209 160V158H208ZM116 157H118V160H117ZM27 158H25V159L27 160ZM187 159H185V160H187ZM116 160H117V162H116ZM227 160L229 162H231V164H232L231 165L232 166V168H231L232 171H230V173L232 174V172H233V174L232 175L229 174V178L227 177V181H226L227 183L225 184V183L219 181V180L222 179V177H220L221 176L220 175L221 174V171L220 170H222L224 172L226 171L222 166H220V163L222 161L223 162H227ZM188 161H189V159H188ZM219 161H221V162H219ZM213 166L215 167V169H213ZM196 170L199 171V172H197ZM248 170H250V171H248ZM178 171H180V173ZM206 171L208 172V174L207 175H204V174L207 173ZM262 171H260V175L261 174H264V173H262ZM200 174L202 175V177H205L206 176L205 178H203L204 181H203L202 177L199 179L198 176ZM209 174H211V176ZM158 176L160 177V179L157 178ZM164 177L165 178L168 177L169 179L168 178H166V179H168L169 181L167 180V182H166V179H164ZM211 178H212V182H210V179ZM163 179H164L165 182H162ZM191 179L192 180L195 179V181H196V179H198L200 181L202 180V182L203 183H206V184H203L202 183L201 186L203 185V187H201L200 185H197V184H199L197 182L196 185L198 187H195L194 186L196 189L199 188V187H201V189L199 188V190H201V192L199 191L200 193L197 192L198 190H195V192H197L198 195H200L201 197L192 195V197L194 196L193 199H197V200H194V202L190 200L192 198L191 196L190 197L188 196L189 199H187L188 197L186 198L187 201L190 200V201H188V205H186L187 209L189 210V211H187V213L188 212L189 213L188 214L186 213L187 215H184L182 217V218H185V217L187 218V219L186 218L184 219L185 222H183V220H182V222H180L181 220H179L178 217H181V214H179L178 211L176 210L177 207H175V204H174V207H173V202H175L173 200H176L175 197L178 199L179 197H181V196L184 197V195H186V190H187L188 187L185 188V186H187V185L188 186H192V185H194L196 183V182L193 181L194 184L191 185V182H192ZM261 180L264 181V179H261ZM4 183H6V180L3 179V178H0V190L5 191L4 186H3ZM164 183H165V186H164ZM184 184H186V185H184ZM211 185H213V186H211ZM175 186H176L177 189H175ZM181 186H183V187H181ZM257 186L261 187V190L264 191V182H263V183H258L256 185V187L255 186L250 187V192L252 191V193L255 192V194H258V192H256V191H258L257 190V188H258ZM173 187H174V190L171 192V188H173ZM179 187H181L182 189H185V191L183 192V190H181V188H179ZM163 188H165V189H163ZM179 189L184 194L182 193V195H181V193H180L181 191ZM175 190L177 191V193L179 192V196H178V194H177V196L174 194V198H173L171 196L173 194H171V193H173V192L176 193ZM9 191H12V188H11V190L9 189L8 192ZM209 191H211V192H209ZM197 193L195 195H197ZM208 194H209V196H207ZM156 195H158L157 197L159 199L163 200V201L158 200V198L156 197ZM152 196L153 197H156L157 199L155 198L156 199L155 200ZM151 198H153V200L159 201L161 203V204L159 203L161 205V206L159 205L161 207V208L159 207L161 209V211L159 212V214L157 213L158 215L156 213H154L153 208H151L152 206L150 204H148V203H150L148 201H151L152 200ZM198 199L201 200V203H196V201L198 202ZM176 201H178V200H176ZM208 201H209V203H211L210 206H209ZM152 203H153V201H152ZM8 205H12L11 202H10V204L8 203ZM205 206H207V207L209 206L208 208H209V210L211 208V210L210 211L209 210H206L207 207H205ZM195 207H197V208H195ZM192 208H194V211L196 212L195 213L196 220L191 217L192 216V213L194 214ZM230 208H233L234 210L233 209H230ZM229 209H230V211H229ZM2 211L3 210H1L0 213L4 214L3 213L4 211L3 212ZM216 211H218V212L220 211L221 212V213L219 212V216L217 218H216L217 215H215V214H214L215 217L214 216H211V215H210L211 217L209 216V214H211L212 212L215 213ZM227 212H229V213H227ZM2 214L0 215V220L4 216V215L2 216ZM228 214H230V215H228ZM212 215H213V213H212ZM221 216L224 217L223 218L224 221L223 220L221 221V218H222ZM189 217H191L195 221L191 220V222H190V220H189L190 218ZM209 217H210V219H209ZM225 218H226L227 221L225 220ZM215 219H217L218 222L221 221L222 223L223 222L224 223L222 224L220 222V224H221L220 225L217 221H215ZM219 219H220V221H219ZM212 220H214L213 222H215L214 225H212L213 224ZM228 223H230V222H228ZM254 225L255 224H253V226ZM210 226H211V228H210ZM219 227L220 228L222 227V228L220 229ZM41 228H44V227L42 226ZM218 229H220V231ZM222 230L224 232H222ZM218 231L220 232L219 234H218ZM205 232L206 233L210 232V233L206 234L207 235L206 236L204 234ZM216 232H217V234H216ZM246 234L248 235L250 233H246ZM249 236H250V239L248 237L249 240H245V238H244L245 236H243V238H244V240H243L242 239V236L239 235V237L234 242V247L237 248V246H240L242 248L241 252L243 254V255H241L240 253H237L241 257L240 258V257H238L237 254L232 253V255L235 254L234 256H237V259L235 260V262L237 264H248V262L251 260L252 254H254L251 250L253 249V246L255 244H253L254 242L251 239V235H249ZM167 238H169V239L172 238V240H174V239L177 238L176 240L178 242L182 243V245H184L183 246L184 247L183 248L184 250L182 249V251L178 250L177 252H175L176 250L172 249V248H175V246L172 245V248H170L171 247L170 246L171 245L170 242H172V241L171 240L169 241ZM217 238H216V241H217ZM181 241H183V242H181ZM167 244L168 245L170 244V245L169 246H166ZM214 244L215 243H213L212 245H214ZM234 247L231 249V251L232 250L233 251L235 250ZM250 247H252V249ZM248 248L250 249V251L252 253L249 252V249ZM170 249H171V251H173V250L174 251L171 252ZM244 250H246V252ZM198 251H200V252H198ZM201 252H203L202 255H200ZM230 257H231V253H230ZM163 260H164V262H163Z\"/></svg>",
	"mask_w": 264,
	"mask_h": 264
}]
</instances>
